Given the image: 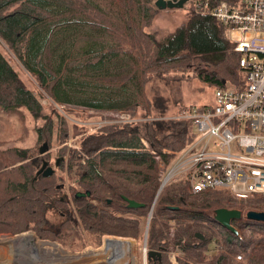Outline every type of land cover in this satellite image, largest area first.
<instances>
[{
    "label": "trees",
    "instance_id": "trees-1",
    "mask_svg": "<svg viewBox=\"0 0 264 264\" xmlns=\"http://www.w3.org/2000/svg\"><path fill=\"white\" fill-rule=\"evenodd\" d=\"M155 1L0 0V45L7 51L0 50V112L8 116L24 113L35 123L44 122L36 135L50 150L57 130L58 136L67 139L69 127L57 111L51 117L44 114L43 94L57 105L75 104L136 117L135 102L142 100L145 83L155 78L166 85L195 79L215 91L226 87L240 90L245 79L239 67L240 55L209 13L221 3L239 8L241 0H207L198 11L188 1L185 21L158 39L147 31L164 11L155 7ZM102 32L107 45L98 52L87 49L97 44L96 35ZM83 41L86 47L79 48ZM20 72L34 78L35 89ZM108 83L119 84L120 91L107 87L108 94L99 99L87 94L72 101L88 86L105 87ZM65 112L77 116L76 111ZM151 113L148 110L146 116L161 117L164 112L158 108ZM145 133L156 155L145 149L130 123L104 124L82 137L67 160L63 147L56 154L55 168L69 167L70 173L76 168L78 188H70L71 198L56 171L50 177L36 176L37 162L25 163L27 150L0 149V232L9 228L13 234L31 230L38 239L60 243L72 253L87 246L88 237L94 245L105 236L122 237L107 238L103 247L120 264H135L132 249L139 241L125 239L140 235L137 217H146L155 199L159 170L154 157L160 155L168 164L172 155L162 154V150L177 151L189 140L187 126L181 122L151 121L145 125ZM42 158L48 160V153ZM79 192L89 196L76 197ZM125 199L143 207L129 209ZM211 203L243 213L264 210L263 195L238 198L225 191L190 194L184 187H170L158 199L149 221L146 249L160 256L147 259L148 264H170L166 255L171 244L183 254L179 264H264V224L245 218L233 221L238 231L234 235L213 220ZM213 243L219 250L213 261H207L205 254Z\"/></svg>",
    "mask_w": 264,
    "mask_h": 264
},
{
    "label": "built area",
    "instance_id": "built-area-1",
    "mask_svg": "<svg viewBox=\"0 0 264 264\" xmlns=\"http://www.w3.org/2000/svg\"><path fill=\"white\" fill-rule=\"evenodd\" d=\"M189 1L196 11L207 4V0ZM241 2L236 9L221 3L209 14L240 55L244 85L240 90L218 89L211 105L185 106L170 118L187 126L189 140L177 151L162 150L172 155L166 165L160 155L154 157L160 162L157 196L178 186L190 194L225 191L238 198L264 196V0ZM129 115L115 113L103 124H134Z\"/></svg>",
    "mask_w": 264,
    "mask_h": 264
},
{
    "label": "rangeland",
    "instance_id": "rangeland-1",
    "mask_svg": "<svg viewBox=\"0 0 264 264\" xmlns=\"http://www.w3.org/2000/svg\"><path fill=\"white\" fill-rule=\"evenodd\" d=\"M188 6H189V3L187 2L186 4H184L183 8L181 9H174L171 11H167L157 16V19L154 21L155 23L153 22L152 26L149 29H147L148 33L152 34L157 39L170 33V31H172L176 26H178L179 24L185 21L186 14L188 11ZM96 41H97L96 42L97 44L94 45L93 47H86V44H85L86 41L80 42L79 48L86 47L87 49H90L93 52H98L101 48L107 45V38L103 32L100 33V35H96ZM124 48L128 49V44H126ZM0 50L4 53L7 52L5 50V47H3V45H0ZM74 56L77 57V55H74ZM175 65H171L170 67H174ZM124 69L125 68H123V70ZM173 73L175 75L177 74L176 72H173ZM20 75L22 79L28 84L29 87L31 86L32 88L35 89L36 81L34 80V78L33 79L27 78L21 72H20ZM178 76H180V74ZM96 81L97 80L95 78V81L93 83H95ZM119 86L120 85L119 84L117 85L116 83L114 84L108 83L106 84L105 87H100L97 84H95L94 86V84H92L88 86V89L84 90L85 92L81 91L76 96H74L72 98V101L74 102L80 99V95L83 97V96H86L87 94L97 96V98L99 99L100 95L108 94V90H106L107 87L113 88L114 92L118 93L120 91ZM214 92L215 90L213 88H209L195 79L172 81L170 82V84L166 85L164 81H161L159 78H155L152 81L145 83L142 100L139 98V100L135 102L136 117H133L131 115L129 116L132 118L133 121H135L134 129L140 135L142 143H145L147 145L148 150H152L155 153H157L156 150L150 146L147 140L146 133H145V125L151 121H163L164 118H166L164 123H170L171 122L170 118L176 114L173 111H176V109H180L179 107H177L180 105L186 106V105L195 104L197 106H202L206 104H211L213 101ZM40 99H41L42 104L44 105V114L49 115L51 117L54 115L55 111H57L68 121L69 129L67 128V132H68L67 139H65L62 136H58L59 131L57 130V133L55 132L57 135L55 134V137L52 139L51 141L52 146L48 152L49 159L46 161L49 162L50 166L55 171L57 170L55 168V163L58 161L56 154H58V152L63 147H66L67 149L66 151L67 154L65 157V159L67 160L69 151L72 149H76L82 137L96 132L98 129H100L104 125L103 124L104 121L107 120L111 115L115 113H119V112H112V111H106V110H97L94 108H86L83 106H77L75 104L57 105L49 97H45L44 94H43V97H40ZM158 108L164 112L162 114L163 116L161 117L159 116L144 117L143 116V115H146V112L148 110H151L152 112L150 115L155 114ZM66 110L76 111L77 116L75 117L74 115L70 116L69 114L65 112ZM19 116H22V118L20 119ZM160 118H162V120H159ZM142 119H150V120L148 122H142ZM43 123L44 122H41V121L35 123L30 118V116L24 113L18 116H12V115L8 116L0 112V149H7V148L15 147V148L27 150L28 151L27 161L25 163L36 161L37 162L36 171H37L41 167V164H42L41 160L43 158L38 155V151H39V148L43 145V141L38 140L37 135H36V130L40 128ZM75 126L79 127V129H76ZM82 129H85L86 132L81 133ZM157 137L159 140H161L163 136L159 134ZM165 150H168V149H165ZM161 162H163L164 164L166 163V161L163 158H161ZM159 163L157 162L158 170L160 171ZM66 164L67 162H65V165ZM56 172L59 178H63V183L66 185V190L69 194L68 197L71 198L70 188H73V189L78 188L74 180L75 175H77L76 168H73L71 170V173H70L69 167H66L65 169H62V170L59 169ZM165 191L163 193H165ZM163 193H161L157 197L155 196V199H154V201H156L155 205L153 208L151 206L150 210L145 215L146 217L144 218L137 217L141 221L140 235H138V237L134 239L133 238L125 239V240H133V241L138 240L139 241V245L138 243L137 245H134L131 242L133 246L135 247L134 248L135 250L131 248L134 251L133 256L136 260L135 264H148L147 250L145 248V242H146L147 236L145 237V232H146V228H148L149 226V221L152 218L153 213L156 209V204L158 201L156 198L158 197L161 198ZM210 205L211 207L209 211L212 214L214 210L218 208H224L217 203H211ZM130 216L134 217L133 215H130ZM170 225H173V224L170 223ZM147 232H148V229H147ZM25 234H30L32 236L34 235L33 237L35 238L37 242L39 241L38 243L48 244V247H49L48 252H49V255L52 257L53 261L40 259L44 262L46 261V264L48 263L58 264L56 261H59L60 264H68L64 259L65 254L72 255V256H78V255L88 253L90 251H102V250L110 253L111 256L117 262V264H120L118 259L106 247H103V246L105 245V242H106L105 240L107 238L124 239L122 237H113V236L102 237L99 245H94L90 243L92 237L91 238L88 237L86 239V242L88 243L87 246H85L82 250L78 252H74V253L66 250L60 243L51 242L49 240L38 239L36 234L31 230L27 232H22L20 234H13V232L10 231V228L8 230L5 229L4 231L0 232V241L3 240V238L4 239L5 238H15V237H19ZM173 237H174V228L172 227L169 231V239L171 243H172ZM53 245L59 247L63 251V253L62 254L53 253V251L51 250V247H53ZM216 249L219 250L217 245L213 243L210 246L209 251L205 254L207 261H213L214 259L213 256L215 255ZM167 251L168 252L166 256L170 264H179L178 258L183 256L182 252L179 249H177L175 246H173L172 244L170 245ZM2 256L4 255H1V257ZM23 256L17 254V256L15 255L11 256V260L4 258L3 263L4 264H15L16 262L20 261V263L22 262L21 264H24L23 262L30 261V257H31V261L36 258L29 251H25ZM12 257H14L15 259ZM238 263H242V261L240 260L238 261ZM69 264H73V263H69ZM78 264H81V262H79Z\"/></svg>",
    "mask_w": 264,
    "mask_h": 264
},
{
    "label": "bare ground",
    "instance_id": "bare-ground-1",
    "mask_svg": "<svg viewBox=\"0 0 264 264\" xmlns=\"http://www.w3.org/2000/svg\"><path fill=\"white\" fill-rule=\"evenodd\" d=\"M33 236L30 234H25V235L15 237V238H5V239L3 238V240L0 241V252H1L0 253V264H4L3 263L4 258L11 260V256H14V255L17 256V254L23 256L25 251L31 252L36 257L35 258L36 260L34 259L31 261V257H30V261L23 262L24 264H46V261L44 262L40 259L53 261L52 257L49 255V252H48V249H49L48 244L38 243L39 241L37 242ZM51 250L53 251V253H59V254L63 253V251L55 245L51 247ZM1 255H4V256L1 257ZM64 259L68 264L69 263L78 264L79 262H81V264L82 263L84 264H117L115 259L111 256V254L103 250L102 251H90L88 253L78 255V256H72V255L65 254ZM56 262L60 264L59 261H56ZM21 263L19 261V262H16L15 264H21ZM48 264H52V263H48Z\"/></svg>",
    "mask_w": 264,
    "mask_h": 264
},
{
    "label": "water",
    "instance_id": "water-1",
    "mask_svg": "<svg viewBox=\"0 0 264 264\" xmlns=\"http://www.w3.org/2000/svg\"><path fill=\"white\" fill-rule=\"evenodd\" d=\"M189 0H169L167 2H164L163 0H156L154 5L156 8L161 10H174V9H181L183 8L184 4H186ZM49 152V148L47 143H43V145L39 148L38 155L43 156L46 153ZM48 161H43L42 167L36 172V176L41 175L42 177H50L54 173V169L49 165ZM56 165H58V162H56ZM88 197L89 193H77L76 197ZM127 202V207L129 209H139L142 208L143 205L139 204L133 200L125 199ZM245 218L249 221H254L260 224H264V211H248L246 213H243L239 210H229L225 208H218L213 211V220L223 229L231 232L234 235H238V231L235 229V227L232 225L233 221H239L241 219ZM147 229L145 232V237L147 236ZM196 238L203 240V236L201 234H196ZM146 245V242H145ZM155 256H160L159 253L155 252H147V259L153 258Z\"/></svg>",
    "mask_w": 264,
    "mask_h": 264
},
{
    "label": "crops",
    "instance_id": "crops-1",
    "mask_svg": "<svg viewBox=\"0 0 264 264\" xmlns=\"http://www.w3.org/2000/svg\"><path fill=\"white\" fill-rule=\"evenodd\" d=\"M164 12H167V11H163V12H160L157 16H159V15H161V14H163ZM157 16L155 17V19H154V21L157 19ZM155 23V22H154ZM183 23V22H182ZM181 23V24H182ZM181 24H179V25H181ZM179 25L178 26H176L172 31H170V33H172V32H174L175 31V29L177 28V27H179ZM169 34V33H168ZM178 107V106H177ZM176 107V108H177ZM179 109H176V111H173V112H175V113H177V111H178ZM144 117H149V116H146V115H143ZM44 156V155H43ZM42 157V156H41ZM156 197H157V193H156ZM159 198V197H158ZM158 198H156L157 200H158ZM155 202L156 201H154L153 202V204H152V208L154 207V205H155ZM145 248H146V245H145ZM147 250V249H146Z\"/></svg>",
    "mask_w": 264,
    "mask_h": 264
},
{
    "label": "flooded vegetation",
    "instance_id": "flooded-vegetation-1",
    "mask_svg": "<svg viewBox=\"0 0 264 264\" xmlns=\"http://www.w3.org/2000/svg\"><path fill=\"white\" fill-rule=\"evenodd\" d=\"M43 161H44V160H41V163H42V164H43ZM42 164H41V165H42ZM49 165H50V164L48 163V166H49ZM41 167H42V166H41ZM41 167H40V168H41ZM40 168H39V169H40ZM39 169H38V170H39Z\"/></svg>",
    "mask_w": 264,
    "mask_h": 264
}]
</instances>
